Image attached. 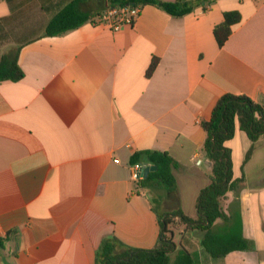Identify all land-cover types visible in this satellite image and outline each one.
Here are the masks:
<instances>
[{"label": "crops", "instance_id": "0c3cea01", "mask_svg": "<svg viewBox=\"0 0 264 264\" xmlns=\"http://www.w3.org/2000/svg\"><path fill=\"white\" fill-rule=\"evenodd\" d=\"M70 1L0 0V58L19 47L24 71L20 81L0 82V264H95L110 235L155 248L162 214L149 189L132 180L131 158L169 152L178 186L162 194L173 210L196 218L212 174L201 122L227 93L264 106V0H208L183 17L145 5L120 30L87 22L46 36ZM231 10L243 20L220 47L214 29ZM227 146L233 159L238 146L245 155L240 173L233 160L235 177L244 179L222 206L228 212L239 199L254 248L222 259L256 264L264 260V161L253 163L264 137L246 163L252 142L245 132ZM185 228L189 240L201 232Z\"/></svg>", "mask_w": 264, "mask_h": 264}, {"label": "trees", "instance_id": "16d2710c", "mask_svg": "<svg viewBox=\"0 0 264 264\" xmlns=\"http://www.w3.org/2000/svg\"><path fill=\"white\" fill-rule=\"evenodd\" d=\"M94 0H71L48 24L45 35L56 36L80 27L101 16L107 8L135 5H154L173 17H183L208 0L187 2L176 0H100V6ZM239 10L224 13V21L215 27L214 35L220 47H223L237 25L242 22ZM20 48H15L0 58V82L20 81L24 71L19 64ZM158 65L153 59L147 72L151 76ZM206 132L204 152L212 162L211 183L204 187L197 200V217L187 215L182 209L159 216L160 236L153 249H140L125 245L115 235L105 237L96 251L95 264H200V254L189 240L174 241L169 227L178 218L187 228L204 233L200 242L203 253L212 259H222L234 251L254 248L251 240L244 235V224L239 199L224 210L222 200L229 192L238 196L244 177L236 178L232 151L227 142L238 130L246 133L252 146L248 150L244 163L248 162L255 149V143L264 137V106L249 96L227 93L223 95L213 109L211 118L201 122ZM145 161L157 167L145 177L139 186L152 191L165 190L173 193L177 190V180L173 173L177 161L167 151L147 150L136 153L131 164ZM0 244L2 240L0 239Z\"/></svg>", "mask_w": 264, "mask_h": 264}, {"label": "rangeland", "instance_id": "374dc122", "mask_svg": "<svg viewBox=\"0 0 264 264\" xmlns=\"http://www.w3.org/2000/svg\"><path fill=\"white\" fill-rule=\"evenodd\" d=\"M234 150L235 151H234V159L233 160L235 163V170L237 173H240L243 169V167H242L243 156H245V155L242 154V150L240 149L239 146L236 147ZM263 161H264V148L260 147L259 150L257 151V154H256L255 159H254V163H253L254 167H256V168L260 167V164ZM242 184H243V182L241 183V185ZM148 192L150 194V198L153 200V203H154L156 209L158 210V212L160 214L163 215L166 212H171L173 210L174 201L172 200L171 202L167 203L166 198L162 194L161 190H158V191L149 190ZM185 227H187V226H185V224H183L181 222V220L178 218L174 219L173 223L169 227V229H171V231L173 232L174 241L176 242L177 245H179L180 242L186 243V241L189 240L186 236L182 235V234L187 235ZM201 234H202L201 232H197V234H195V237H193L192 240H189L192 244L195 245V250L197 252H199L200 251L199 249L201 248L199 241L197 240V237ZM203 255H204V253L202 251V258L203 259H200L201 260L200 264H225L224 259H221V258L220 259H205V257ZM253 264H254V262H253ZM256 264H264V260L256 259Z\"/></svg>", "mask_w": 264, "mask_h": 264}, {"label": "built area", "instance_id": "2783aa9c", "mask_svg": "<svg viewBox=\"0 0 264 264\" xmlns=\"http://www.w3.org/2000/svg\"><path fill=\"white\" fill-rule=\"evenodd\" d=\"M142 8L143 5L141 4L126 7H110L104 10L101 16L97 17L94 21L95 23L104 24L112 30H120L125 25H134ZM147 166L149 165L141 162L130 165L132 180L136 184H139L145 178L144 171Z\"/></svg>", "mask_w": 264, "mask_h": 264}, {"label": "water", "instance_id": "95a60500", "mask_svg": "<svg viewBox=\"0 0 264 264\" xmlns=\"http://www.w3.org/2000/svg\"><path fill=\"white\" fill-rule=\"evenodd\" d=\"M156 169H157V167L154 166V165H149V166H147L146 169H145V171H144V173H145V177H147V176L149 175L150 172H153V171H155Z\"/></svg>", "mask_w": 264, "mask_h": 264}]
</instances>
